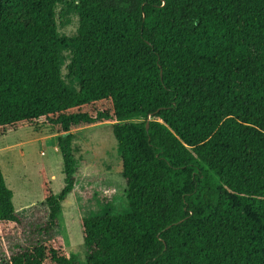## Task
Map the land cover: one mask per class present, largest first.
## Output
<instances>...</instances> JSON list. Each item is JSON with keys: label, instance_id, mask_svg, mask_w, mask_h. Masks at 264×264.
Here are the masks:
<instances>
[{"label": "trees", "instance_id": "16d2710c", "mask_svg": "<svg viewBox=\"0 0 264 264\" xmlns=\"http://www.w3.org/2000/svg\"><path fill=\"white\" fill-rule=\"evenodd\" d=\"M104 122L127 207L79 219L85 264H264V0H0V137L59 134L64 183L20 213L0 167V264H79L72 131Z\"/></svg>", "mask_w": 264, "mask_h": 264}, {"label": "rangeland", "instance_id": "374dc122", "mask_svg": "<svg viewBox=\"0 0 264 264\" xmlns=\"http://www.w3.org/2000/svg\"><path fill=\"white\" fill-rule=\"evenodd\" d=\"M59 4L57 30L60 35L74 36L78 15ZM61 12V14H60ZM64 81L77 88L74 78L68 76L70 50L61 51ZM42 132H35L36 129ZM77 182L73 192L60 204L59 233L66 250L79 264H85L79 219L104 213H122L127 202L125 181L112 170L117 164L116 140L109 122L72 131ZM59 134L47 127L20 128L0 137V167L5 183L13 194V205L20 213L28 214L30 205L42 199V172L58 195L63 187L62 159L57 146Z\"/></svg>", "mask_w": 264, "mask_h": 264}, {"label": "water", "instance_id": "95a60500", "mask_svg": "<svg viewBox=\"0 0 264 264\" xmlns=\"http://www.w3.org/2000/svg\"><path fill=\"white\" fill-rule=\"evenodd\" d=\"M147 125V124H146Z\"/></svg>", "mask_w": 264, "mask_h": 264}]
</instances>
